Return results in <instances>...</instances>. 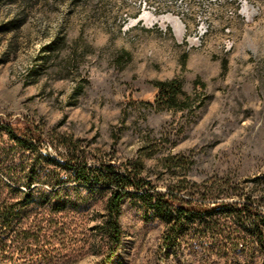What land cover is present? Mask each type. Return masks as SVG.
<instances>
[{
	"label": "rangeland",
	"instance_id": "rangeland-1",
	"mask_svg": "<svg viewBox=\"0 0 264 264\" xmlns=\"http://www.w3.org/2000/svg\"><path fill=\"white\" fill-rule=\"evenodd\" d=\"M174 78L186 97L171 105L155 82ZM0 116L38 126L51 157L70 156L56 137L70 138L90 162L140 166L139 194L214 206L167 247L165 211L128 199L109 264H264L250 235L246 250L224 254L207 230L253 222L225 202H251L264 222V0H0ZM93 214L47 264L99 261L93 240L79 241Z\"/></svg>",
	"mask_w": 264,
	"mask_h": 264
},
{
	"label": "trees",
	"instance_id": "trees-1",
	"mask_svg": "<svg viewBox=\"0 0 264 264\" xmlns=\"http://www.w3.org/2000/svg\"><path fill=\"white\" fill-rule=\"evenodd\" d=\"M155 86L160 98L171 105H176L177 95L186 97L180 79L159 80ZM186 101L179 103L186 107ZM56 138L70 156L60 160L44 154L38 126L29 120L0 116V264H47L60 260V252L78 241V221L90 211L94 213L93 232L79 241L84 239L87 243L92 239L95 252L100 255L96 264H109L124 241L121 217L123 205L130 198L165 211L163 242L167 247L179 240L191 218L215 209L207 203L185 200L173 191L151 190L150 186L139 194L134 190L149 184L140 176V166L123 170L113 159L90 162L76 142L63 136ZM222 206L236 214L237 222L242 221L241 213L251 215L253 222L248 228L243 225L227 230L221 224H209L207 230L222 237L220 251L243 252L248 243L242 241L250 235L264 254V222L251 202L239 206L225 202Z\"/></svg>",
	"mask_w": 264,
	"mask_h": 264
},
{
	"label": "bare ground",
	"instance_id": "bare-ground-1",
	"mask_svg": "<svg viewBox=\"0 0 264 264\" xmlns=\"http://www.w3.org/2000/svg\"><path fill=\"white\" fill-rule=\"evenodd\" d=\"M163 19H166V20L172 22L178 31H182L184 24H183V21L181 19L175 18L172 16H167L166 18H163Z\"/></svg>",
	"mask_w": 264,
	"mask_h": 264
}]
</instances>
